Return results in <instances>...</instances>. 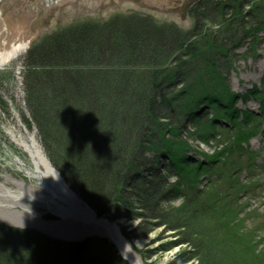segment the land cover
Segmentation results:
<instances>
[{
    "label": "trees",
    "instance_id": "16d2710c",
    "mask_svg": "<svg viewBox=\"0 0 264 264\" xmlns=\"http://www.w3.org/2000/svg\"><path fill=\"white\" fill-rule=\"evenodd\" d=\"M238 3L227 10L232 25L219 31L205 30L213 19L205 6L198 7L197 24L186 37L147 20L116 18L57 32L26 59V104L48 158L131 244L164 228L159 240L171 239L158 251L181 247L171 264H264V248L234 224L240 211L230 205L235 199L222 204L219 194L243 167L244 144L264 137L263 91L236 95L228 87V54L264 32V0ZM213 4L214 11L222 9ZM184 54H190L186 63ZM219 78L227 85L216 90ZM207 83L214 87L198 86ZM187 84L190 89L176 91ZM253 96L262 105L259 113L236 106ZM255 119L259 125L247 129ZM220 129L232 134L228 146L214 155L196 151L218 141ZM206 181L210 185L201 189ZM177 199L182 205H173ZM209 225L216 233L232 232L227 243L236 253L230 262L220 259L218 241L205 231ZM137 251L145 264L158 254ZM0 264L129 263L107 239L54 241L0 226Z\"/></svg>",
    "mask_w": 264,
    "mask_h": 264
},
{
    "label": "rangeland",
    "instance_id": "374dc122",
    "mask_svg": "<svg viewBox=\"0 0 264 264\" xmlns=\"http://www.w3.org/2000/svg\"><path fill=\"white\" fill-rule=\"evenodd\" d=\"M186 1L60 0L55 4H49L46 0L1 1L0 50H12L14 45L25 43H28L29 47L24 55L15 58L10 67L0 70V226H4L9 230H34L54 241L77 243L90 238L107 239V232L99 225H86L70 220L63 221L49 213L44 204L28 201L20 202L7 193L9 191L16 194L33 192L37 195H42L43 193L37 185L28 180L20 170L16 169V165H13V158L16 155H21L24 159L28 158L25 157L21 149H18L9 135L11 130H22L25 132V128H27L28 131L36 132V136L43 146L39 137V129L33 122L28 104H26L24 83L27 68L26 59L32 48L43 42L47 37L57 34V32L78 28L84 24L101 26L116 18L147 20L157 27L172 28L179 31L182 36L186 37L188 33H192L195 23L192 17L191 19L182 20L180 7ZM256 1L259 2L260 0ZM239 5L236 0H222V9L219 12L212 9L213 13L210 16H213V19L210 20V24L207 25L205 30L210 33L211 31L215 32L225 29L230 24L232 25V23H228L230 19L227 15V10L231 11L234 7L238 8L237 6ZM197 34H192L191 38L200 42L201 38ZM208 43L215 42L210 41ZM233 52V56L228 54L229 63L232 67L229 73L230 81L228 82L231 93L245 95L258 89L263 91L261 99L264 101V32H259L256 38L250 37L243 45L233 48ZM189 58L190 54H184L185 63L189 61ZM180 60L182 59H176V63L182 62ZM226 85L225 80L219 78L218 88L214 89L219 90V87L224 88ZM198 86L212 89L214 84L210 85L207 83ZM176 87L178 93L191 88L190 84L184 86L176 85ZM236 106L243 111L250 109L257 114L262 105L259 99L256 100L253 96L248 97L246 101L240 100ZM259 120L261 119L253 120L247 129H253V126H258ZM219 131L223 135L218 137V141H215V143H201L196 151L214 155L216 151L219 152V150L228 146L230 141H228L227 137L232 135L231 132L226 129H220ZM232 133L234 135V132ZM244 146L248 151L243 152V155H241L244 161L243 167L235 177L233 176L228 182L226 181L227 184L224 185L225 193L219 191V194L224 196L223 200H221L222 204L229 203L232 199H235L233 204L230 205L234 208H239L240 211L235 217L234 224H237L242 229L244 227L247 228L248 231L245 230L249 238L253 239L254 243H258L259 250H263L264 137L259 134L253 137L248 145L244 144ZM43 148L45 147L43 146ZM195 153L194 156L196 158H202L200 154ZM201 182L199 183L201 189H205L207 185H210L207 181ZM212 190H219L218 185L209 189L211 193H216L212 192ZM174 204L180 206L182 205V200L177 199ZM112 224L116 225L122 232L119 224ZM163 229L161 227L157 228L148 239L135 241L132 244L126 239L123 232L122 234L129 242L130 247L137 253L141 263L143 261L137 250L145 248L158 252L150 263L171 264L175 262L174 259L180 252L181 247L179 246L165 252L162 250L158 251L162 248V244L165 241L171 239L169 237L163 241L159 240L160 235L164 232ZM216 230V228L214 229L213 226L209 225L205 231L218 241L217 244L221 250L220 259L230 262L236 253L232 246L227 243V240H230L228 234L232 232L229 233L226 230L216 233ZM170 234L172 232L167 233V235ZM231 240L233 239L231 238ZM115 248L122 257V253L119 252L116 245ZM247 249L250 250V248ZM250 254L252 255V252Z\"/></svg>",
    "mask_w": 264,
    "mask_h": 264
},
{
    "label": "bare ground",
    "instance_id": "6f19581e",
    "mask_svg": "<svg viewBox=\"0 0 264 264\" xmlns=\"http://www.w3.org/2000/svg\"><path fill=\"white\" fill-rule=\"evenodd\" d=\"M0 0V4H1ZM49 4H55L60 0H46ZM29 47L28 43L14 45L12 50H0V70L11 66L15 58L24 55ZM22 130H11L10 138L14 144L25 154L24 159L21 155L13 158V165L20 170L25 177L37 185L42 191V195L33 192H21L20 194L7 192L18 201L38 202L44 204L48 212L62 219L81 222L84 224H93L101 226L107 236L115 243L120 253L131 264L141 263L137 253L125 241L118 229L112 225L106 224L96 218L89 203L81 198L76 190H73L67 180L56 169L53 162L48 158L45 148L36 136V132Z\"/></svg>",
    "mask_w": 264,
    "mask_h": 264
},
{
    "label": "flooded vegetation",
    "instance_id": "af4514ba",
    "mask_svg": "<svg viewBox=\"0 0 264 264\" xmlns=\"http://www.w3.org/2000/svg\"><path fill=\"white\" fill-rule=\"evenodd\" d=\"M238 1V0H236ZM213 3H217L218 6L222 5V0H187L184 2V4L180 7L181 13H182V20L191 19L195 22L194 28L197 24V9L200 6H205L206 9L212 10L211 5H214ZM177 10V9H176ZM175 10V11H176ZM210 24V20L208 22V25Z\"/></svg>",
    "mask_w": 264,
    "mask_h": 264
},
{
    "label": "water",
    "instance_id": "95a60500",
    "mask_svg": "<svg viewBox=\"0 0 264 264\" xmlns=\"http://www.w3.org/2000/svg\"><path fill=\"white\" fill-rule=\"evenodd\" d=\"M92 211H94L93 209H92ZM94 213H95V216H96V218L98 219V220H100V221H104L106 224H108V225H112V226H114V227H116L117 229H118V232H120V230H119V228L116 226V225H113L112 224V222L111 221H108L107 219H105V218H103V217H100L97 213H96V211H94ZM120 234H122V232H120ZM122 236H123V234H122ZM125 239V238H124ZM107 240L108 241H111L112 242V240H111V238L110 237H107ZM125 241L127 242V240L125 239ZM113 243V242H112ZM128 244H129V242H127ZM115 244V243H114ZM122 257L129 263V264H131L124 256H123V254H122Z\"/></svg>",
    "mask_w": 264,
    "mask_h": 264
}]
</instances>
